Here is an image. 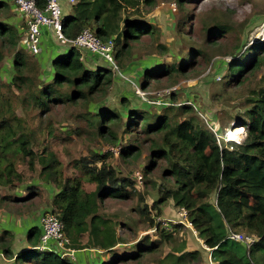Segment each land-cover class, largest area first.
Masks as SVG:
<instances>
[{
	"label": "trees",
	"instance_id": "obj_1",
	"mask_svg": "<svg viewBox=\"0 0 264 264\" xmlns=\"http://www.w3.org/2000/svg\"><path fill=\"white\" fill-rule=\"evenodd\" d=\"M140 2L152 5L153 0H133L130 5L136 14H140ZM178 3L182 5L183 0ZM70 7L62 27L63 35L74 39L83 27H89L103 41L112 40L117 65L122 64V54L128 49L129 41L155 32L153 26L137 18L122 16L121 10L126 6L121 0H75ZM14 14L9 0H0V73L4 63L10 65L8 78L0 77V189H4L0 193V208L7 210L11 204L42 196V203L49 204V209L63 223L69 247L93 248L110 254L108 261L96 256L94 264L136 260L145 252L154 251L172 241V231L179 224H172L173 230L159 229L158 240L146 237L138 242L133 246L134 253H116L115 247L123 242L117 233L118 222L102 211V206L106 199L141 196L134 181L121 178L106 161L109 153L100 152L73 160L75 173L66 174L56 150L38 140L43 128L38 124L31 127L28 120L38 117L54 139H67L72 132L77 135L87 132L105 143L116 144L125 132L143 135L148 140V164L143 168L145 183L149 182L148 174L159 167L166 184L162 195L153 203L156 215H161L160 205L172 199L175 206L185 210L193 230L210 250L213 264H264V87L252 92L244 115L239 118L246 126V137L240 143L230 142L228 148L218 143L215 131L200 120L194 105L187 101L163 105L160 112L129 107L121 112L104 104L114 82V72L107 67H87L77 47L52 57L49 67L43 68L40 59L24 46L22 27L13 19ZM204 31L206 46L232 56L224 75L225 85L232 80L242 83L243 73L264 64V40L242 51L240 37L223 42L230 37L231 26L214 22ZM195 51L207 61L211 56L202 48ZM182 66L173 62L157 66L153 71L164 69L168 75L184 76ZM149 73L147 70L143 74L140 88L144 89L147 79L153 76ZM59 108H72L70 116L77 124L60 137L51 118ZM31 111L37 116L31 117ZM235 126L243 130L241 125ZM140 149L139 144H125L120 156L136 157ZM20 166L25 167L18 170ZM35 175L40 185H27ZM84 182L93 183L94 188L86 189ZM24 183L26 194L15 195L12 189ZM47 185L52 194L46 190ZM211 194L213 201L209 199ZM141 210L147 212V206ZM150 225L155 227L156 222L151 220ZM240 230L255 237L251 245L229 237ZM40 235V227H30L26 234L29 247L14 254L13 233L1 230L0 253L30 264H74L57 252L44 250L37 254ZM183 248L184 243L171 248L152 264H193L200 258L199 250ZM38 256H41L39 260Z\"/></svg>",
	"mask_w": 264,
	"mask_h": 264
},
{
	"label": "rangeland",
	"instance_id": "obj_2",
	"mask_svg": "<svg viewBox=\"0 0 264 264\" xmlns=\"http://www.w3.org/2000/svg\"><path fill=\"white\" fill-rule=\"evenodd\" d=\"M132 1L121 0L123 6H126L125 9L121 10L122 16L137 18L153 26L155 32L140 37L138 40L129 41L128 49L122 54V64L118 63L121 75L117 71L114 72V82L104 99V104L121 112H124L127 107L160 112L162 106L167 105L166 103L190 101L194 105L200 120L205 121L215 129L217 136H222L223 132L233 124L240 125L239 118L244 115L249 102L248 98L253 96V91L256 92L260 87H264V64L255 70L243 73L244 80L242 83L236 84L232 80L229 82L230 84L225 85L224 75L228 70V62L232 56L226 51L222 52L221 49L206 46L205 38L207 35L204 28L214 22L231 26V35L223 42L228 43L235 37H240L243 51L251 44L264 40V0H183L182 5H179L178 0H153L152 5L140 2V14H136L134 6L130 5ZM9 3L11 4V0ZM12 13L14 12L12 11ZM13 19L17 20L18 25L22 27V35L25 37L23 19L16 14H14ZM47 37L49 38L44 42L46 36L43 33L41 39L43 51L36 55L40 61H42L45 47L50 48L51 44L57 45L52 40V36ZM198 48L209 52L211 56L208 61L197 56L195 50ZM29 55L35 58L31 54ZM173 62L182 63V67L185 68L184 76L168 75L164 69L158 73L153 71L157 66L170 65ZM103 64V68H108L106 63ZM9 68V62L4 63V69L0 73L1 80L8 78ZM147 70H150L151 73L149 74L153 76L146 81L144 90L148 92V95L147 100L144 101L135 94L130 82H135L140 86L143 74ZM73 111L72 108L67 110L59 108L52 113V122H54V127L57 130L55 132L59 134V137L65 136L70 126H77L70 116ZM17 112L22 115L19 109ZM29 114L31 117L37 116L35 111H31ZM28 123L33 128L37 124L43 128V131L38 133V140L40 143L49 144L51 148L56 150L66 174L75 173L71 166L73 160H78L83 156L88 157L93 152H100L101 154L109 153L106 161L115 168L121 178H130L134 181L135 190L141 196L135 195L127 199H106L102 206V211L118 222L116 229L123 242L115 247L116 253L121 255L134 253L136 250L133 246L138 242L145 240L146 237L150 240H158L159 229L163 228L169 231L173 230L172 224H179V227L172 231V241L161 244L152 252H145L136 260L117 261L114 264L157 263L171 248L178 247L182 243H184L183 249L185 251L199 250L200 258L193 264H213L210 254H208L210 250L207 247L203 248V241L193 230L186 218V213L184 216L182 209L175 206L172 199H168L160 205L161 215H156L153 203L162 195L166 184L159 167L148 174L149 182L145 183L143 168L148 164V151L146 149L148 140L145 136H134L125 132L116 144L105 143L87 132L81 135L72 132L67 139H54L51 137L52 134H48L47 127L40 124L38 117L33 119L29 117ZM235 128L233 131L235 134L241 131L239 127L235 126ZM229 142L223 140L220 141V144L229 148ZM128 143L139 144L141 149L136 157L132 155L122 159L120 150L122 146ZM24 167L20 166L18 170H23ZM75 171L77 172L76 169ZM138 174L142 175L140 182L136 178ZM25 177L27 178V175ZM26 184L40 185V181L35 175L34 179L27 181ZM26 184L13 188L14 194L24 196ZM84 187L92 190L94 184L84 182ZM46 190L50 193L48 187ZM3 192L4 189H0V193ZM209 199L213 201L214 194H211ZM41 203L42 196H35L28 201L9 205L7 211L16 216L27 214L31 216L28 219H32L34 211L49 205L46 202ZM143 206H147V212L141 210ZM21 210L25 212L21 213ZM151 220L156 222L155 227L150 225ZM36 221L37 219H34V222ZM26 225H29V220ZM239 232L245 231L240 230ZM22 235L19 239L24 240L26 237L24 230H22ZM18 246L20 244L17 242L16 247L12 250L13 253ZM51 247L49 251L58 250L55 245ZM43 252L45 251L39 250L36 253L42 254ZM178 253L176 252V254ZM96 254L104 261L111 259L109 253L96 252ZM65 257H69L74 264H80L77 252L74 258ZM40 258L41 256H38V260ZM95 258L97 257H94V260ZM32 259H36L35 256ZM93 261H89L87 264H94L95 261ZM0 264L30 263L23 259L16 261L13 256L11 258L5 257V259L0 258Z\"/></svg>",
	"mask_w": 264,
	"mask_h": 264
},
{
	"label": "built area",
	"instance_id": "obj_3",
	"mask_svg": "<svg viewBox=\"0 0 264 264\" xmlns=\"http://www.w3.org/2000/svg\"><path fill=\"white\" fill-rule=\"evenodd\" d=\"M65 3L71 6L75 3V0H11V10L19 15L25 24V37L23 43L26 49L31 54L38 55L42 49L41 39L44 33V27H48L61 44L74 46L79 50H86L92 53L96 57L102 59L113 72L117 71L121 75L115 61L114 44L112 40L103 41L87 26L83 27L74 39H68L63 35L62 27L66 18L64 11ZM130 83L135 94L146 101L148 92L140 88L135 82ZM187 102L191 103L190 101ZM240 125L243 130L238 132L236 136L233 135V131L236 129L234 124L229 127V129L225 130L222 136H217L218 143L220 144V141L223 140L236 143L243 141L246 137V126L242 123ZM212 130L215 131L213 128ZM229 148H231V145H229ZM136 178L140 182L142 176L138 174ZM185 213V210H182V214L184 215ZM39 223L41 235L36 248L44 251L51 249V246L55 245L58 249L57 251L55 250V252L59 253L60 256L75 257L77 250L69 247V239L64 234L63 223L58 219L54 211L48 209L43 212L39 217ZM229 237L241 241L247 246L251 245L255 240L253 235L240 232L230 233Z\"/></svg>",
	"mask_w": 264,
	"mask_h": 264
},
{
	"label": "crops",
	"instance_id": "obj_4",
	"mask_svg": "<svg viewBox=\"0 0 264 264\" xmlns=\"http://www.w3.org/2000/svg\"><path fill=\"white\" fill-rule=\"evenodd\" d=\"M70 9H71V7L65 3L64 4L65 14H68ZM44 34L46 36V39L44 42H46V40L49 38L47 36H52V40L55 41V44H57V45L51 44L50 48H48V47L44 48V54H43V57L41 58V60H42L41 63L43 65V68H48L51 58L61 54L63 51L69 50L70 46L60 44V42H58V40L55 38L54 34L52 33V31L48 27H44ZM41 48H42L41 49V52H42L43 46ZM80 52L82 53V57H83V60L86 64V66L89 67L90 69L104 67V64H103L104 61L102 59L96 57L92 53L87 52L86 50H83ZM101 62H102V64H101ZM47 187L50 189V194H52L50 186L47 185ZM48 209H49V206L41 207L40 209H37L36 211H34V213L32 215V219H28V217H31V216H29L27 214L16 216V215L12 214L11 212H9L7 210H3L0 208V231L7 229L13 233L14 237H13V243H12V247H11L12 250H14V247H16L17 242L20 244V246H18V248L15 250L14 254L21 251L22 249H26L27 247H29V244L26 240V237L24 240L19 239L21 236H23L22 230H24L25 234H27V231L30 229V227H33V226L40 227L39 217L43 212H45ZM16 218H18V219H16ZM23 218H24V220H23ZM34 219H37V221L34 222ZM28 220H29V225H26ZM203 248L205 249V246ZM76 252L78 253L79 263L80 264H87V262L93 261L94 257H96V255L98 256V254H96V252L99 253L101 251H99L97 249H93V248L92 249L91 248L90 249L84 248V249L77 250ZM208 254H210L209 251H208ZM210 257H211V255H210ZM0 258L5 259V257L1 253H0ZM8 262H11V261H8Z\"/></svg>",
	"mask_w": 264,
	"mask_h": 264
},
{
	"label": "bare ground",
	"instance_id": "obj_5",
	"mask_svg": "<svg viewBox=\"0 0 264 264\" xmlns=\"http://www.w3.org/2000/svg\"><path fill=\"white\" fill-rule=\"evenodd\" d=\"M240 128V127H239ZM237 134V133H236ZM236 134H235V132H233V135H235L236 136Z\"/></svg>",
	"mask_w": 264,
	"mask_h": 264
},
{
	"label": "water",
	"instance_id": "obj_6",
	"mask_svg": "<svg viewBox=\"0 0 264 264\" xmlns=\"http://www.w3.org/2000/svg\"><path fill=\"white\" fill-rule=\"evenodd\" d=\"M70 47H73V46H70Z\"/></svg>",
	"mask_w": 264,
	"mask_h": 264
}]
</instances>
